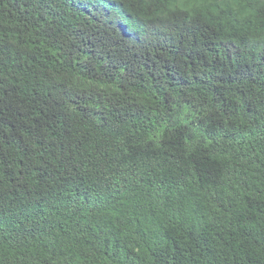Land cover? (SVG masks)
I'll list each match as a JSON object with an SVG mask.
<instances>
[{
  "label": "trees",
  "instance_id": "1",
  "mask_svg": "<svg viewBox=\"0 0 264 264\" xmlns=\"http://www.w3.org/2000/svg\"><path fill=\"white\" fill-rule=\"evenodd\" d=\"M103 1L0 0V264H264V0Z\"/></svg>",
  "mask_w": 264,
  "mask_h": 264
},
{
  "label": "clouds",
  "instance_id": "2",
  "mask_svg": "<svg viewBox=\"0 0 264 264\" xmlns=\"http://www.w3.org/2000/svg\"><path fill=\"white\" fill-rule=\"evenodd\" d=\"M81 0H71V3L78 7V4ZM87 1L89 3V10L93 11V15L103 16L105 12L108 11L109 6L107 5L108 2H105L103 0H83ZM113 11H111L112 13ZM89 16V15H88ZM96 17V16H95ZM118 20L125 21L122 17H119ZM126 22V21H125Z\"/></svg>",
  "mask_w": 264,
  "mask_h": 264
}]
</instances>
